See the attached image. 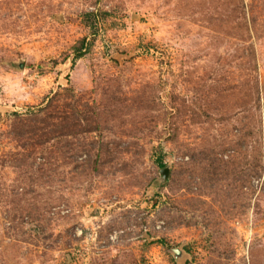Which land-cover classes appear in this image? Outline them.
Segmentation results:
<instances>
[{"label": "rangeland", "instance_id": "1", "mask_svg": "<svg viewBox=\"0 0 264 264\" xmlns=\"http://www.w3.org/2000/svg\"><path fill=\"white\" fill-rule=\"evenodd\" d=\"M0 264H264V0H0Z\"/></svg>", "mask_w": 264, "mask_h": 264}, {"label": "water", "instance_id": "2", "mask_svg": "<svg viewBox=\"0 0 264 264\" xmlns=\"http://www.w3.org/2000/svg\"><path fill=\"white\" fill-rule=\"evenodd\" d=\"M22 65H23V61L22 60H20L16 64V66L18 68H21ZM168 176H169L168 168H165L163 171H161V176L156 179V182L159 183V184L163 183L165 180L168 179ZM172 252H173V255H174V258H175L176 261H180L181 258L184 255V252H183L182 248H180V247H175Z\"/></svg>", "mask_w": 264, "mask_h": 264}, {"label": "trees", "instance_id": "3", "mask_svg": "<svg viewBox=\"0 0 264 264\" xmlns=\"http://www.w3.org/2000/svg\"><path fill=\"white\" fill-rule=\"evenodd\" d=\"M78 55H81V54L78 53Z\"/></svg>", "mask_w": 264, "mask_h": 264}]
</instances>
